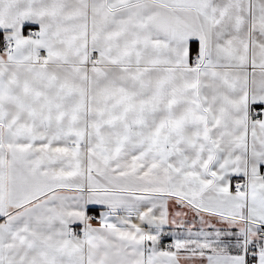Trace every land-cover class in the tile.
<instances>
[{"label":"snow or ice","instance_id":"1","mask_svg":"<svg viewBox=\"0 0 264 264\" xmlns=\"http://www.w3.org/2000/svg\"><path fill=\"white\" fill-rule=\"evenodd\" d=\"M0 264H264V0H0Z\"/></svg>","mask_w":264,"mask_h":264}]
</instances>
